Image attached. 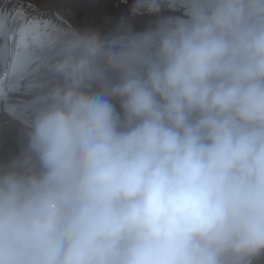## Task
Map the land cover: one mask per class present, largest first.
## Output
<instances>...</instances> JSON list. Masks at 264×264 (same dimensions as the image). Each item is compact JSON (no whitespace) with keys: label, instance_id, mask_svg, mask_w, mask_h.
<instances>
[{"label":"clouds","instance_id":"obj_1","mask_svg":"<svg viewBox=\"0 0 264 264\" xmlns=\"http://www.w3.org/2000/svg\"><path fill=\"white\" fill-rule=\"evenodd\" d=\"M133 32L62 10L30 35L0 264L264 261V0H134ZM119 103V111L117 104Z\"/></svg>","mask_w":264,"mask_h":264},{"label":"rangeland","instance_id":"obj_2","mask_svg":"<svg viewBox=\"0 0 264 264\" xmlns=\"http://www.w3.org/2000/svg\"><path fill=\"white\" fill-rule=\"evenodd\" d=\"M31 3L39 6L53 4V0H31ZM133 3L134 0H55L54 6L49 10H62L64 17L73 26L81 29L98 30L102 36H109L113 33L122 17L130 23L133 32H142L154 26L159 15L178 16L182 14V9L165 8L160 14L145 13L132 16L131 6ZM24 93L26 99L20 106V104L17 105L11 102L9 90L7 89V97L3 103L8 111L13 114L23 113L30 99L25 84ZM116 104L119 111V103L116 102ZM0 120L5 126H19L18 121L4 112L3 115L0 114ZM17 130V128H13L5 133L0 131V137L2 138V141H0V158L6 161L20 151L21 145L18 142ZM260 264H264V261L260 262Z\"/></svg>","mask_w":264,"mask_h":264},{"label":"snow or ice","instance_id":"obj_3","mask_svg":"<svg viewBox=\"0 0 264 264\" xmlns=\"http://www.w3.org/2000/svg\"><path fill=\"white\" fill-rule=\"evenodd\" d=\"M54 3L38 6L31 0H0V70L8 73L6 88L14 104H23L26 99V69L34 55L26 42L44 26L45 14Z\"/></svg>","mask_w":264,"mask_h":264},{"label":"bare ground","instance_id":"obj_4","mask_svg":"<svg viewBox=\"0 0 264 264\" xmlns=\"http://www.w3.org/2000/svg\"><path fill=\"white\" fill-rule=\"evenodd\" d=\"M78 28V27H77ZM10 95V94H9ZM13 106V105H12ZM20 106H22V104H20ZM13 107H16L15 105L13 106ZM21 108V107H20ZM20 112V111H19ZM0 114H2L3 115V112H0ZM7 123V122H6ZM14 125V124H13ZM13 128H19V126H5L4 124H3V122L0 120V131L1 132H7V131H10L11 129H13ZM0 132V133H1ZM0 141H2V138L0 137ZM0 161L1 162H5L6 160L5 159H2V158H0Z\"/></svg>","mask_w":264,"mask_h":264}]
</instances>
